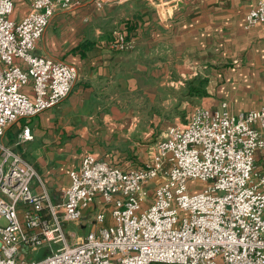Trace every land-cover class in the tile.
Masks as SVG:
<instances>
[{
  "label": "built area",
  "instance_id": "1",
  "mask_svg": "<svg viewBox=\"0 0 264 264\" xmlns=\"http://www.w3.org/2000/svg\"><path fill=\"white\" fill-rule=\"evenodd\" d=\"M29 1L15 20V1L0 0V264H264V170L257 166L264 104L238 114L226 101L195 105L139 167L87 152L70 171L62 200H52L34 164L1 138L72 91L77 68L36 47L56 11L73 0ZM121 1L94 0L97 6ZM246 21L264 23V0ZM111 45L135 46L121 29ZM17 139H33L29 124ZM94 204L96 226L84 237L68 231ZM42 247L50 248L46 256H24Z\"/></svg>",
  "mask_w": 264,
  "mask_h": 264
},
{
  "label": "crops",
  "instance_id": "2",
  "mask_svg": "<svg viewBox=\"0 0 264 264\" xmlns=\"http://www.w3.org/2000/svg\"><path fill=\"white\" fill-rule=\"evenodd\" d=\"M14 1L12 17L20 20L30 1ZM256 1L122 0L97 6L94 0H73L56 11L36 47L77 68L72 91L8 127L1 140L34 164L59 202L70 171L87 152L126 169L139 167L156 146L149 150L148 141L158 127L186 121L195 105L226 101L234 114L261 107L264 23L248 27L246 21ZM115 29L131 37L132 50L111 45ZM198 74L209 77L208 95L182 97ZM25 123L33 139L17 142ZM33 189L41 191V182ZM96 209L94 204L84 210L81 226L88 232L96 226Z\"/></svg>",
  "mask_w": 264,
  "mask_h": 264
},
{
  "label": "rangeland",
  "instance_id": "3",
  "mask_svg": "<svg viewBox=\"0 0 264 264\" xmlns=\"http://www.w3.org/2000/svg\"><path fill=\"white\" fill-rule=\"evenodd\" d=\"M171 124L172 123H170L168 126H166L164 128H159L158 127V131H156L155 134H153V136L149 137V141H148L149 150H151V147L153 145H155V143L157 141H159L160 139H162L164 137L165 132L167 131L169 126H171ZM263 158H264V151H263L262 155L259 156V159L257 161V166H258V168L260 170L264 169V166L261 165L262 162L260 163V160L261 159L263 160ZM110 209H111V207H110ZM93 214H94V210L90 213V215L88 217V220L91 219ZM71 229L75 230L77 232V235L80 236V237H84L87 234V232H88V228H86V227L82 228L81 222L79 224L70 223L68 225V227H67V230L70 231ZM49 252H50V248L49 247H42L39 250H36V251H33V252H28L27 253L28 255L25 254L24 256H26L28 259H31V258L38 259V258H41L43 256H46ZM152 264H174V263L152 262Z\"/></svg>",
  "mask_w": 264,
  "mask_h": 264
},
{
  "label": "trees",
  "instance_id": "4",
  "mask_svg": "<svg viewBox=\"0 0 264 264\" xmlns=\"http://www.w3.org/2000/svg\"><path fill=\"white\" fill-rule=\"evenodd\" d=\"M130 37L129 35H127ZM209 77L201 74L189 79L186 83V87L182 89L181 96L185 98L203 97L208 95L207 85Z\"/></svg>",
  "mask_w": 264,
  "mask_h": 264
}]
</instances>
